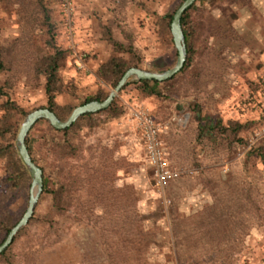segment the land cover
<instances>
[{
    "label": "rangeland",
    "instance_id": "374dc122",
    "mask_svg": "<svg viewBox=\"0 0 264 264\" xmlns=\"http://www.w3.org/2000/svg\"><path fill=\"white\" fill-rule=\"evenodd\" d=\"M72 1L69 18L61 0H47L59 45L66 52L60 74L69 91L58 96L60 105H80L102 87L88 64L91 53L76 40L77 24L86 17L104 43L101 52L109 57L120 54L104 40L106 27L125 44L133 36L149 71L161 73L176 65L175 44L159 38L156 31L159 18L175 14L182 0ZM198 5L206 9L205 19H197L204 27L199 30L194 63L204 69L201 83L192 88L190 80L186 84L177 80L163 86L161 98L146 97L133 84L116 98L121 116L97 113L85 121L79 139L83 159L70 166L86 163L100 169L88 189L79 185L74 206L65 216L51 211L50 195H41L34 217L49 214L53 225H30L18 241V263L264 264V166L255 158L257 151L264 153V0H203ZM18 10L19 6L0 3V48L19 36ZM7 77L0 74V84ZM82 77L91 80L83 83ZM12 98L29 113L40 109L47 104L44 80L17 79ZM195 103L200 108L194 109ZM139 109L149 112L160 127L167 164L178 173L164 188L156 185L133 115ZM229 120L248 125L242 134L245 144L236 154L216 131L219 122ZM44 132L39 124L31 136L40 140ZM6 175L0 159V180ZM212 182L248 188L261 216L252 224L242 218L234 225L228 216L220 222L221 214L209 209ZM92 189L97 190L93 195L100 193L101 205L83 208V202L94 197H87ZM30 196L31 188L28 196L19 193L0 202L20 222Z\"/></svg>",
    "mask_w": 264,
    "mask_h": 264
},
{
    "label": "trees",
    "instance_id": "16d2710c",
    "mask_svg": "<svg viewBox=\"0 0 264 264\" xmlns=\"http://www.w3.org/2000/svg\"><path fill=\"white\" fill-rule=\"evenodd\" d=\"M185 1L182 0L181 5ZM200 1L203 0H198V2ZM198 2L182 19L188 47V58L182 71L166 82L136 81L128 83L122 92L134 84L144 96L161 98L163 86L177 80L184 84L190 80L192 88L201 83L199 76L204 74V69H197L194 63L199 49V45L197 46L198 34L199 30L204 27L202 21L206 17V9L199 6ZM0 3L6 6H19L17 12L19 36L7 46L0 48V74L8 76L5 83L0 84V101H2L0 104L2 111L0 117V159L7 173L6 177L0 180V198H5L19 193H26L28 196L33 181V177L17 149L18 134L25 118L30 114L12 98L17 79H25L26 83L44 80L47 104L40 109H49L60 120L66 121L76 108L93 101L104 102L110 93L104 90L103 86L115 89L128 70L132 68L149 70L144 67L143 59L136 51L133 36H130L128 44H125L115 38L112 28L106 27L103 38L111 46L113 52L120 55L110 56L96 70L97 80L102 87L96 95L86 98L80 105H60L57 102L58 96L69 91L60 74L66 52L59 45L57 26L47 0H0ZM174 15L160 17L156 31L159 38L169 40L173 45L171 25ZM198 18H202V21L197 22ZM197 108H200L199 103L194 104V109ZM98 113H107L116 118L121 116L123 111L119 108L116 99L107 110ZM96 114H87L81 117L71 128L66 130L55 129L48 121L42 120L37 125L45 127L43 137L37 140L31 136V132L37 125L27 137L26 143L30 155L44 174L43 194L52 197L51 211L58 215L65 216L67 214L68 209L74 206V194L79 192V185L83 184L82 187L88 189L91 185L89 180L100 169V165L88 166L86 163L78 168L75 165L70 166L71 161L83 159L82 145L79 143L82 124ZM93 125L95 123H92ZM247 128L246 123L229 120L227 124L219 122L216 131L223 141L234 148V154H236L238 148L245 144L242 134ZM41 154L45 155L44 159L39 158ZM255 158L264 166V153L257 151ZM51 160L53 161L51 162ZM55 161H58L57 165L54 164ZM80 174H83L84 177L81 178ZM233 184L212 182L210 189L213 193V204L209 209L221 214L219 215L220 222L225 216H228L229 221L234 225H237V222L242 218L249 219L251 224L256 222L257 218L261 216L262 209L254 201L251 192L247 190L248 188H241V184L238 183ZM94 191L97 190H88L87 197H94H89L88 202H83V208L94 209L101 205L100 193L96 192L93 195ZM18 223L5 209L3 202H0V237H2L0 246ZM33 223L46 228L53 225V220L49 214L39 218L33 216L28 226L16 236L13 244L0 255V264H21L17 261L18 241L27 234ZM128 242L130 243V241Z\"/></svg>",
    "mask_w": 264,
    "mask_h": 264
},
{
    "label": "water",
    "instance_id": "95a60500",
    "mask_svg": "<svg viewBox=\"0 0 264 264\" xmlns=\"http://www.w3.org/2000/svg\"><path fill=\"white\" fill-rule=\"evenodd\" d=\"M198 2V0H186L176 11L171 25V32L175 47L178 52L176 65L165 72H152L138 68H132L126 72L118 85L109 94L104 102L93 101L76 108L66 121L60 120L49 109H38L30 113L23 122L17 138V149L27 169L33 177L29 207L22 220L13 228L5 242L0 246L2 255L14 242L19 232L25 228L34 216L36 206L44 191V174L42 169L33 161L28 145L27 137L31 130L42 120L48 121L55 129L66 130L71 128L81 117L107 110L127 84L132 80L166 82L182 71L188 58V47L185 33L182 27L184 15Z\"/></svg>",
    "mask_w": 264,
    "mask_h": 264
},
{
    "label": "built area",
    "instance_id": "2783aa9c",
    "mask_svg": "<svg viewBox=\"0 0 264 264\" xmlns=\"http://www.w3.org/2000/svg\"><path fill=\"white\" fill-rule=\"evenodd\" d=\"M65 14L70 18L73 14V1L61 0ZM141 130L149 163L154 171L156 185L164 188L178 173L167 164L166 153L160 139V127L146 110L139 109L133 113Z\"/></svg>",
    "mask_w": 264,
    "mask_h": 264
},
{
    "label": "crops",
    "instance_id": "0c3cea01",
    "mask_svg": "<svg viewBox=\"0 0 264 264\" xmlns=\"http://www.w3.org/2000/svg\"><path fill=\"white\" fill-rule=\"evenodd\" d=\"M92 21L89 20L88 17L84 19L83 21H79L77 24V36L76 40L79 42V46L86 50L88 53H91V59L89 64L90 70L95 72L98 67L104 63L108 58L109 55H106L105 53L101 52L100 48L104 44L103 41L96 37L94 34V30H91ZM73 73V70L70 71ZM82 82H86L91 78H85L82 77Z\"/></svg>",
    "mask_w": 264,
    "mask_h": 264
}]
</instances>
